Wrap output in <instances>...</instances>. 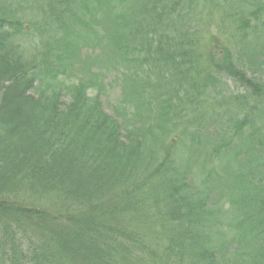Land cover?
<instances>
[{"label":"trees","instance_id":"16d2710c","mask_svg":"<svg viewBox=\"0 0 264 264\" xmlns=\"http://www.w3.org/2000/svg\"><path fill=\"white\" fill-rule=\"evenodd\" d=\"M263 124L264 0H0V264H264Z\"/></svg>","mask_w":264,"mask_h":264},{"label":"rangeland","instance_id":"374dc122","mask_svg":"<svg viewBox=\"0 0 264 264\" xmlns=\"http://www.w3.org/2000/svg\"><path fill=\"white\" fill-rule=\"evenodd\" d=\"M117 92H119V90L117 88H111L110 90H108V92L105 96L103 95L105 108L110 113H111V110H110L111 99H114L116 97Z\"/></svg>","mask_w":264,"mask_h":264}]
</instances>
